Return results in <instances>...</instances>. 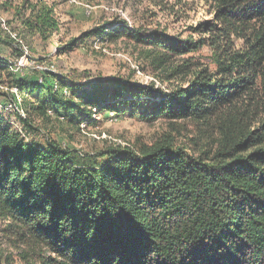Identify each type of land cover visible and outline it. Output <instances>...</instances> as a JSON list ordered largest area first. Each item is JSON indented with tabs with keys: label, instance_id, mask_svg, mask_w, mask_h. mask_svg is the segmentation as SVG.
I'll return each mask as SVG.
<instances>
[{
	"label": "trees",
	"instance_id": "trees-1",
	"mask_svg": "<svg viewBox=\"0 0 264 264\" xmlns=\"http://www.w3.org/2000/svg\"><path fill=\"white\" fill-rule=\"evenodd\" d=\"M211 2L214 20L195 30L205 34L199 42L127 28L108 34L145 46L170 82L187 86L140 118L191 122L197 136L189 143L171 131L151 144L84 155L48 134L44 145L31 142L0 117V220L42 264H264V0ZM31 9V29L59 32L54 6ZM204 46L214 69L183 60ZM42 77L23 86L27 96L47 91L58 120L72 126L152 96L136 86L130 98L119 80ZM56 84L68 91L54 92ZM28 108L44 121L52 116L35 100Z\"/></svg>",
	"mask_w": 264,
	"mask_h": 264
},
{
	"label": "rangeland",
	"instance_id": "rangeland-1",
	"mask_svg": "<svg viewBox=\"0 0 264 264\" xmlns=\"http://www.w3.org/2000/svg\"><path fill=\"white\" fill-rule=\"evenodd\" d=\"M38 3L54 6L60 25L59 32L52 37L41 36L27 25L32 17L31 7ZM213 20L211 0H0V61H5L7 66L0 68V117L22 131L31 142L44 145L49 135L64 149L84 155L118 146L132 149L136 144H151L171 131L179 144L188 142L197 136L191 122L177 121L172 126L165 119L140 118L153 101L181 85L184 89L187 86L181 80L170 82L163 70L146 58L145 46L125 37L115 40L108 34L115 28H127L146 36L199 42L205 34L195 30ZM100 30H105L102 37L96 34ZM72 45V50L61 51L62 47ZM24 47L26 57H23ZM212 55L211 49L204 46L183 60L214 69ZM21 60H25L23 68L19 66ZM36 67H42V72ZM45 73L82 83L119 80L127 84L125 92L130 98L136 95L133 89L136 86L150 90L152 96L120 108L116 115L100 112L91 125L72 126L68 121L58 120L56 109L48 104L47 91L39 94L41 98L27 96L23 86L35 85L38 80L43 83ZM16 82L22 83L21 91ZM58 84L54 85V92L68 91ZM16 91L23 99L21 113L13 105ZM32 100L39 106L46 105L52 115L48 121L26 113ZM24 113L27 118L22 121L20 117ZM42 258L29 246L15 242L7 223L0 220V264H42Z\"/></svg>",
	"mask_w": 264,
	"mask_h": 264
},
{
	"label": "bare ground",
	"instance_id": "bare-ground-1",
	"mask_svg": "<svg viewBox=\"0 0 264 264\" xmlns=\"http://www.w3.org/2000/svg\"><path fill=\"white\" fill-rule=\"evenodd\" d=\"M13 92H15V91H13ZM66 93V92H65ZM16 99H15V111L18 113V112H20L21 113V111L20 110H22V103H23V101H22V97L21 96H16L15 97ZM22 117H25V113H24V116H22Z\"/></svg>",
	"mask_w": 264,
	"mask_h": 264
},
{
	"label": "built area",
	"instance_id": "built-area-1",
	"mask_svg": "<svg viewBox=\"0 0 264 264\" xmlns=\"http://www.w3.org/2000/svg\"><path fill=\"white\" fill-rule=\"evenodd\" d=\"M24 56L23 57H26L27 56V48H25L24 47ZM26 53V54H25ZM24 63H25V60H21L20 62H19V66L20 67H22L23 68V66H24ZM20 69V68H19ZM36 69L37 70H40L41 72H42V67H36ZM13 96V95H12ZM12 100H13V98H12ZM13 105H15V102H13Z\"/></svg>",
	"mask_w": 264,
	"mask_h": 264
}]
</instances>
